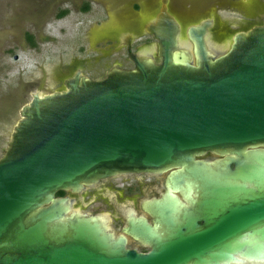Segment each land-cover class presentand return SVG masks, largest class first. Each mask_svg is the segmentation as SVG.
<instances>
[{
  "label": "water",
  "instance_id": "water-1",
  "mask_svg": "<svg viewBox=\"0 0 264 264\" xmlns=\"http://www.w3.org/2000/svg\"><path fill=\"white\" fill-rule=\"evenodd\" d=\"M167 4L144 26L155 42L130 53L132 69L112 68L96 80L76 72L63 90L31 92L19 109L0 158V264H203L264 256V24L217 46L209 40L212 19L184 30ZM206 153L224 158L196 160ZM213 164L221 165L217 172L206 167ZM173 167L181 168L174 181L197 180L204 196L218 197L210 204L223 217L219 234L201 241L215 248L159 243L138 254L115 235L109 214L82 212L58 196ZM131 232L151 241L144 222L131 224Z\"/></svg>",
  "mask_w": 264,
  "mask_h": 264
},
{
  "label": "flooded vegetation",
  "instance_id": "flooded-vegetation-1",
  "mask_svg": "<svg viewBox=\"0 0 264 264\" xmlns=\"http://www.w3.org/2000/svg\"><path fill=\"white\" fill-rule=\"evenodd\" d=\"M162 1L87 0L88 3L81 7L83 13L92 12L93 4L101 5L107 12L108 29H105L106 26L103 28L104 32H101L98 40L106 41L109 48L105 52L96 51L100 55L94 59H85L79 65H73L71 73L63 78L62 88L59 91L64 89L65 81L72 78L76 72L91 80H96L105 78L106 73L112 68L132 69L133 64L129 60L130 53H140L149 44L155 42L151 36L144 34L143 28L159 13ZM167 6L170 13L179 19L184 30L190 25H197L212 19L213 26L209 30V40L218 41L229 38V34L219 33L223 32L225 28L220 26L217 16V13L221 11L237 10L238 12L240 10L243 14L253 10L259 11L255 13V22H252V19L249 26H244L237 32L248 31L255 26L264 24V0H168ZM123 9L129 14L122 19L121 25L117 28H110L115 15ZM145 11L149 13V17L142 15ZM183 11L188 14L186 20L179 17V13ZM62 12H67V10ZM131 35L133 36L132 40L128 39ZM148 39L150 40L148 41ZM227 39H224L226 43L230 41ZM137 40L140 43L134 49V41ZM120 50L125 52L122 55L125 57L121 56L119 59L111 61L110 55ZM123 62L131 63V67H124ZM86 70L92 72L93 75L87 76ZM223 158V156L213 153H206L196 157V160L213 162ZM220 166L213 164L206 167L217 172ZM229 168L233 170L234 166L230 165ZM180 170L181 168L173 167L159 175L144 174L104 179L92 187L85 188L79 194L63 193L59 195L58 193V196H69L75 201V208H79L82 212L85 210V213L91 215L109 214L110 224L115 235L124 237L126 248L138 254L153 251L156 249L155 245L159 243L170 244L169 247L176 248L174 243L181 242L183 244L180 246L181 249L193 246L202 247V249L215 248L214 245H203L201 241L207 242L208 239H215L219 234V222L223 217L218 206L210 204L211 201H217L218 197L204 196L203 194L206 193V188L202 187L204 183L197 180L174 181L175 174ZM91 208H93L92 211H90ZM141 222H144L149 228L151 234L149 242L131 232V224L137 227ZM186 243L194 245L186 246ZM188 264L196 263L192 261ZM203 264H264V256L258 258L257 256L246 257L238 254L234 259Z\"/></svg>",
  "mask_w": 264,
  "mask_h": 264
},
{
  "label": "rangeland",
  "instance_id": "rangeland-1",
  "mask_svg": "<svg viewBox=\"0 0 264 264\" xmlns=\"http://www.w3.org/2000/svg\"><path fill=\"white\" fill-rule=\"evenodd\" d=\"M86 1L0 0V158L19 120V109L29 102L30 93L59 91L63 78L71 73L73 65H79L85 59H94L100 55L96 51L105 52L109 48L106 41L98 40L104 32L103 28L106 26L105 29H108L107 12L101 5L93 4L92 12L83 13L81 7L88 3ZM64 10L68 14L59 18L58 14ZM239 11L217 13L220 26L225 27L219 33L229 34V40L242 27L249 26L252 19L255 22V13L259 12L253 10L243 14ZM128 14L124 9L119 10L110 28L121 25ZM142 15L150 16L147 11ZM187 15L185 11L179 13L183 20ZM27 35L33 36L36 48L30 46ZM224 39L227 38L212 39L211 42L224 46ZM134 42L136 49L140 42ZM149 47L150 44L146 48ZM124 53L120 50L111 54V61L119 59ZM123 65L131 67L129 62H123ZM85 74L93 75L87 70Z\"/></svg>",
  "mask_w": 264,
  "mask_h": 264
},
{
  "label": "trees",
  "instance_id": "trees-1",
  "mask_svg": "<svg viewBox=\"0 0 264 264\" xmlns=\"http://www.w3.org/2000/svg\"><path fill=\"white\" fill-rule=\"evenodd\" d=\"M67 13H68V12H61V13L58 14V17H59V18L64 17ZM27 40H28V42H29V44H30V46H31L32 48H36V45H35V43H34V38H33L32 35H27ZM62 194H63V192H60V193H59V195H62Z\"/></svg>",
  "mask_w": 264,
  "mask_h": 264
}]
</instances>
